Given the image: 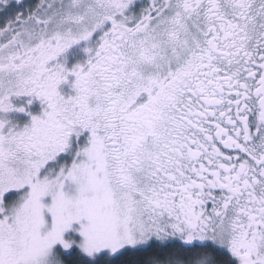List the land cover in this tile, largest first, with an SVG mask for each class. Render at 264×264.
Here are the masks:
<instances>
[{
    "label": "flooded vegetation",
    "instance_id": "af4514ba",
    "mask_svg": "<svg viewBox=\"0 0 264 264\" xmlns=\"http://www.w3.org/2000/svg\"><path fill=\"white\" fill-rule=\"evenodd\" d=\"M64 1L78 23L52 24ZM0 77V93L42 119L3 167L46 165L71 136L98 137L152 230L140 247L214 246L229 260L211 264H264V0H0Z\"/></svg>",
    "mask_w": 264,
    "mask_h": 264
},
{
    "label": "rangeland",
    "instance_id": "374dc122",
    "mask_svg": "<svg viewBox=\"0 0 264 264\" xmlns=\"http://www.w3.org/2000/svg\"><path fill=\"white\" fill-rule=\"evenodd\" d=\"M61 8L63 10L55 15L58 21L54 19L52 24L78 23L81 13L73 14L66 1ZM28 40L34 39H14L26 44ZM163 82V76L153 81V95ZM6 83L0 77V87ZM4 95L0 93V112H3L0 113V264H61L60 255L74 249L94 259L99 254L112 255L125 248L144 245V233L152 230L136 219L139 214L136 199L132 198L134 194L116 186V182L113 184V180L118 179L112 175L115 165L109 166L106 147L98 137L71 136L66 154L55 157L48 154L46 165L41 161L36 166L3 167L8 145L12 148L14 140L23 139L27 131H34L42 120L41 113L33 109L28 114L25 101L10 103V94ZM149 102L141 103L136 111H145ZM162 105L167 106V102ZM12 111L13 114H6ZM16 128L20 130L11 131ZM140 182L145 185L144 180H139V188ZM136 190L138 187L133 192ZM222 228L214 234L213 242L219 246L228 236V231ZM139 235L143 239L140 240ZM210 262L204 257L190 264Z\"/></svg>",
    "mask_w": 264,
    "mask_h": 264
},
{
    "label": "trees",
    "instance_id": "16d2710c",
    "mask_svg": "<svg viewBox=\"0 0 264 264\" xmlns=\"http://www.w3.org/2000/svg\"><path fill=\"white\" fill-rule=\"evenodd\" d=\"M220 251L219 248L214 246L199 250L197 247H182L175 244L162 246L152 243L144 247L125 248L112 255L99 254L94 259L86 258L74 249L67 254L60 255L59 260L61 264H174L173 261L190 264L207 257L209 262L215 258L222 262H228L229 258ZM6 258L9 259V256H6Z\"/></svg>",
    "mask_w": 264,
    "mask_h": 264
}]
</instances>
